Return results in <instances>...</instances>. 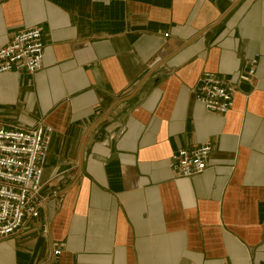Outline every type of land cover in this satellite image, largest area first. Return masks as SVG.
I'll return each instance as SVG.
<instances>
[{
	"label": "crops",
	"instance_id": "obj_1",
	"mask_svg": "<svg viewBox=\"0 0 264 264\" xmlns=\"http://www.w3.org/2000/svg\"><path fill=\"white\" fill-rule=\"evenodd\" d=\"M30 28L42 67L0 76V126L53 129L46 202L0 264L56 243L55 264H264V0H0V48ZM205 73L231 82L224 116L194 101ZM206 143L207 169L174 178Z\"/></svg>",
	"mask_w": 264,
	"mask_h": 264
},
{
	"label": "built area",
	"instance_id": "obj_2",
	"mask_svg": "<svg viewBox=\"0 0 264 264\" xmlns=\"http://www.w3.org/2000/svg\"><path fill=\"white\" fill-rule=\"evenodd\" d=\"M43 40L37 28L23 30L0 48V76L34 75L41 70ZM256 60L239 82L248 83L254 76ZM234 89L230 80L215 74H203L194 90V101L208 114L226 115L233 106ZM53 129L40 122L27 129L0 126V240L11 237L26 222L37 220L45 205L42 179ZM210 144L180 149L168 160V168L176 179H188L207 169ZM55 195V194H54ZM42 226L41 233L47 234ZM64 244H53L50 262L55 264Z\"/></svg>",
	"mask_w": 264,
	"mask_h": 264
},
{
	"label": "water",
	"instance_id": "obj_3",
	"mask_svg": "<svg viewBox=\"0 0 264 264\" xmlns=\"http://www.w3.org/2000/svg\"><path fill=\"white\" fill-rule=\"evenodd\" d=\"M110 159H115V157L114 156H111Z\"/></svg>",
	"mask_w": 264,
	"mask_h": 264
}]
</instances>
